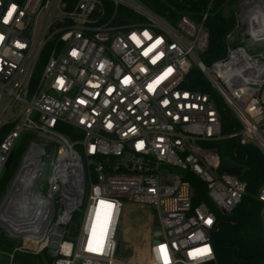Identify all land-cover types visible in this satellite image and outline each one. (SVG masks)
I'll use <instances>...</instances> for the list:
<instances>
[{"label": "built area", "instance_id": "built-area-1", "mask_svg": "<svg viewBox=\"0 0 264 264\" xmlns=\"http://www.w3.org/2000/svg\"><path fill=\"white\" fill-rule=\"evenodd\" d=\"M214 3L171 24L136 0H0V175L28 133L0 196V231L15 241L0 249L5 264L16 253H46L47 264H137L119 256L125 207L157 217L143 264L214 261L216 217L192 204L184 176L201 180L226 214L245 183L221 166L244 171L242 146L264 157V0L238 1L224 55L205 66ZM192 68L206 90L187 87ZM219 109L235 120L231 130ZM226 139L235 147L222 162L212 143ZM254 195L264 204V177Z\"/></svg>", "mask_w": 264, "mask_h": 264}, {"label": "trees", "instance_id": "trees-1", "mask_svg": "<svg viewBox=\"0 0 264 264\" xmlns=\"http://www.w3.org/2000/svg\"><path fill=\"white\" fill-rule=\"evenodd\" d=\"M145 8L153 12L159 18L172 22L182 13L197 11L204 0H136ZM225 0H215L211 13L205 21L208 31L207 47L199 55V59L205 66H209L214 60L224 55V35L232 27L234 17L231 10L223 11L222 3ZM121 10H119V13ZM186 85L192 89H207V82L203 75L192 68L186 78ZM223 125V132L231 130L236 122L230 113L219 109ZM61 132L70 135L67 126H59ZM28 140V133L20 136L13 150L9 165L3 169L0 175V196L4 192L7 183L17 166L19 156ZM219 152L222 162L229 156L235 147L232 139L221 140L212 143ZM245 174L241 178L245 183V192L240 202L229 212L221 213L209 203L205 191V184L197 177L186 174L191 187V202L193 205L204 202L214 212L216 224L211 233V246L214 254L213 264H264V235L262 232L260 213L264 204L255 198V192L264 177V157L262 154L250 147L242 146L236 149ZM15 241L6 238L0 231V249L9 250ZM42 256L43 261L39 259ZM30 256L16 253L14 261L16 264H47L50 257L46 253ZM0 261L5 257L0 254Z\"/></svg>", "mask_w": 264, "mask_h": 264}, {"label": "rangeland", "instance_id": "rangeland-1", "mask_svg": "<svg viewBox=\"0 0 264 264\" xmlns=\"http://www.w3.org/2000/svg\"><path fill=\"white\" fill-rule=\"evenodd\" d=\"M238 1L239 0H227L222 6L223 11L231 10L234 17L238 7ZM157 226V217L149 207H144V209L125 207L124 211L120 213L117 223V230L121 238L119 256H131V254H134L136 263L143 264L145 261L147 242L149 238L151 239V233L149 235V230L147 229ZM124 228L127 229L126 232H123ZM123 238L127 239L125 245L122 241ZM39 259L43 261L41 255ZM0 264H5V261H0Z\"/></svg>", "mask_w": 264, "mask_h": 264}, {"label": "water", "instance_id": "water-1", "mask_svg": "<svg viewBox=\"0 0 264 264\" xmlns=\"http://www.w3.org/2000/svg\"><path fill=\"white\" fill-rule=\"evenodd\" d=\"M11 157H12V152L9 153V155H8V157H7V159H6L5 163H4V166H3L4 169L9 165ZM221 170L223 172H225V173L235 174L239 178H242L243 175L245 174V170L240 172L238 169H226L223 165L221 166ZM175 171L177 173H179V174H181V172H182L181 170H175ZM261 217H262V219H264V211L261 213ZM158 233H159L158 229H155L153 231V235H158ZM116 238H117V244H118V237H116ZM116 250H117V247H116ZM49 252H51V251L49 250ZM202 264H213V261L205 262V263H202Z\"/></svg>", "mask_w": 264, "mask_h": 264}]
</instances>
